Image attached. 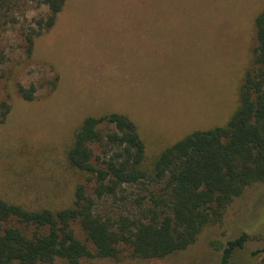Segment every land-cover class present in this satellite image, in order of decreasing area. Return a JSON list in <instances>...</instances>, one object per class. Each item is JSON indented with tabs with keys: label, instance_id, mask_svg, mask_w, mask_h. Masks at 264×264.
<instances>
[{
	"label": "rangeland",
	"instance_id": "rangeland-1",
	"mask_svg": "<svg viewBox=\"0 0 264 264\" xmlns=\"http://www.w3.org/2000/svg\"><path fill=\"white\" fill-rule=\"evenodd\" d=\"M262 9L264 0H66L55 24L40 30L47 5L2 0L1 22L7 13L16 21L0 23V101L11 106L0 124V197L30 209H61L73 204L80 183L92 195L91 174L67 159L90 115L129 116L145 143L146 169L193 130L225 124L238 106ZM19 85L34 86V98L24 99ZM144 193L127 186L100 200L98 211L113 217L135 212L134 199ZM225 222L207 226L195 243L165 258L124 251L80 264H215L216 245L230 224L252 232L237 264H264V183L236 198ZM74 227L85 239L80 225Z\"/></svg>",
	"mask_w": 264,
	"mask_h": 264
},
{
	"label": "trees",
	"instance_id": "trees-1",
	"mask_svg": "<svg viewBox=\"0 0 264 264\" xmlns=\"http://www.w3.org/2000/svg\"><path fill=\"white\" fill-rule=\"evenodd\" d=\"M40 1L49 13L38 24L40 30H49L66 0ZM5 18L0 23L16 21L8 13ZM254 23L257 43L239 86L238 106L225 124L193 130L163 149L153 167L146 169L145 143L129 116L120 112L87 116L67 159L91 174L92 195L80 183L73 204L61 209H30L0 197V264H46L57 259L80 264L93 257L119 258L124 251L136 258H165L195 243L207 226L225 224L236 198L248 187L264 183V9ZM33 42L28 36L29 52ZM18 90L24 99L34 98V86L19 85ZM10 111V103L0 101V124ZM127 186H140L145 192L134 199L135 212L113 217L98 211L100 200ZM75 223L85 239L78 237ZM237 225L230 224L216 245L215 264H237L252 233Z\"/></svg>",
	"mask_w": 264,
	"mask_h": 264
},
{
	"label": "crops",
	"instance_id": "crops-1",
	"mask_svg": "<svg viewBox=\"0 0 264 264\" xmlns=\"http://www.w3.org/2000/svg\"><path fill=\"white\" fill-rule=\"evenodd\" d=\"M121 113V112H120ZM124 114V113H123ZM126 115V114H125Z\"/></svg>",
	"mask_w": 264,
	"mask_h": 264
}]
</instances>
